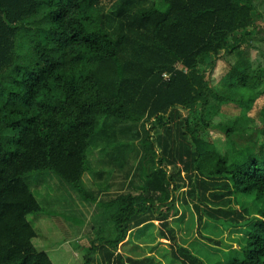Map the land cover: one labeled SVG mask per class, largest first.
<instances>
[{
    "label": "trees",
    "instance_id": "1",
    "mask_svg": "<svg viewBox=\"0 0 264 264\" xmlns=\"http://www.w3.org/2000/svg\"><path fill=\"white\" fill-rule=\"evenodd\" d=\"M163 1L165 9L155 0H0V264H53L32 242L37 233L28 216L42 207L26 176L52 172L96 203L81 183L87 150L134 143L142 151L138 185L101 203L114 209V238L101 240L106 264H128L114 254L128 231L174 201L167 166L177 162L189 172L188 193L198 203L199 186L215 198L220 189L253 197L258 216L231 206L202 208V215L246 225L239 255L226 264H264V140L249 150L233 134L251 127L244 113L258 87L256 72L239 58L228 81L209 79L225 55L264 44L256 25L261 14L253 0ZM212 98L242 108L244 124L223 132L226 149L208 134L218 127ZM256 128L264 136V118ZM232 151L243 156L230 162ZM84 249V264H98L96 241Z\"/></svg>",
    "mask_w": 264,
    "mask_h": 264
},
{
    "label": "rangeland",
    "instance_id": "2",
    "mask_svg": "<svg viewBox=\"0 0 264 264\" xmlns=\"http://www.w3.org/2000/svg\"><path fill=\"white\" fill-rule=\"evenodd\" d=\"M153 1L143 0V3L148 4ZM155 2L160 8L167 7L163 0H155ZM253 4L261 14V17L256 19V25L259 27V34H262L264 32L262 28L264 26V0H253ZM239 58L245 59L250 64L252 71L256 72L258 87L253 92L252 103L244 113V117L248 119L249 127H251L241 134L240 131L233 134L238 147L243 146L251 150L249 145L252 141L261 142L264 140V136L256 128L263 123L264 118V74L257 72L264 68V44L254 41L251 45H243L232 54L225 55L216 62L215 67L209 73V79L211 85L228 81V72ZM211 103L213 104L211 111H214L212 124H217L218 127H211L208 134L215 145L226 149L227 143L223 132L229 125L235 124V127L239 129L244 124L242 118L238 120L239 116H243L241 115L242 108L238 102L220 103L214 98L211 99ZM181 114H186V111L181 110ZM189 117L191 122L194 121L196 113ZM236 120L238 121L234 123ZM227 149L229 151L230 146ZM242 156L243 154L240 155V152L234 155L232 151L231 154H228V160L231 162ZM87 159L89 168L83 174L81 183L84 190L100 202L110 200L121 193L133 192L134 186L139 183L142 151L138 143L114 146L103 150L89 148ZM167 172L173 174L170 190L174 195V201L168 202L166 205H159L154 212L145 216L148 224L137 235L144 244L138 252L136 249L133 250L132 254L137 257L134 263L226 264L232 256L239 255L240 250L236 251V248L244 243L246 225L229 227L221 221L208 219L202 215V208L231 206L244 217H249L252 214L258 216L257 211L260 206L255 203L253 197L230 194L228 193L229 189H220L218 192L223 195L215 198L211 195V191H205L203 195L201 187L198 185L200 198L198 203L188 193L191 188L188 179L189 172L183 168L182 163L177 162L175 165L167 166ZM25 181L30 185L42 207L41 212L28 216L29 222L38 233V236L32 239L37 250H43L45 246L48 248L54 241L61 242L65 238H71L72 234L75 236L78 225L74 221L82 216L88 219V224L81 231L83 238L78 243L79 247H74L67 253H60V249H56L55 252H50L49 256L55 264H60L61 258L70 260L69 264H84L82 260L85 255L84 248L88 247L90 242L97 241L94 239L100 235L97 228L105 229L106 237L111 234L110 231L114 230L112 221H109L110 209L100 210L101 207L95 205L97 203L94 201L82 199L68 184L61 181L52 172H34L26 176ZM194 203H198V211L195 209ZM77 208L80 209L78 213H76ZM99 213L104 215L101 218L103 219L101 224L98 223ZM199 214L202 215L200 224ZM50 215L51 217H49ZM38 216L44 221L47 219H51V221L41 224V221L37 219ZM80 223L83 224L84 221ZM109 225L112 226V230L107 232ZM69 229H72V234ZM53 230L56 231V234L51 232ZM114 232H112V236ZM207 237L212 241H207ZM118 248L119 246L117 252ZM120 250L122 252L120 254L127 257L124 254L127 250L124 247H121ZM100 251L99 249L93 255L95 261L98 264H106L107 261L102 260ZM102 251L106 252L104 249Z\"/></svg>",
    "mask_w": 264,
    "mask_h": 264
},
{
    "label": "crops",
    "instance_id": "3",
    "mask_svg": "<svg viewBox=\"0 0 264 264\" xmlns=\"http://www.w3.org/2000/svg\"><path fill=\"white\" fill-rule=\"evenodd\" d=\"M107 201H109V200H107ZM104 202H106V201L100 202V201H98L96 199V203L97 204H95V205L101 207V208H99L100 210H104L105 211V209L101 206V203H104ZM79 210L80 209L77 208L76 209V213H78ZM106 210H108V209H106ZM113 211L114 210L111 211V208H110L109 221L111 220V215H112ZM103 216L104 215L102 213H99V215H98V217H99L98 223H100V224L103 223V219H101V218H103ZM39 217L40 216H38L37 219H39L41 221V224H42V222L44 224H47V223H50V221H51V219H47L46 221H44L43 219H40ZM49 217H51V215ZM83 221H84V223L81 224L80 222H83ZM77 222H79V223H77ZM74 223L78 225L77 226L78 228L76 229V232H77L76 235L74 236V234H72V229H69V231L71 230V234H72L71 235V238H65L61 242L60 241H56V242L54 241L55 243L53 242L51 244V246H49L48 248L45 246V248L43 249V251H45L48 256H49V253L50 252H52V251L55 252L56 249H60V253L61 252L67 253L68 250H71L72 251V249L74 247H77V248L79 247L78 243L83 238V234L81 233V231H83L85 229V226L88 224V219H85V218H83L81 216L80 219L76 218V220L74 221ZM146 224H148V223L145 222V223H143V224H141L139 226H136V227L130 229L128 231L127 235H126V238L118 245L120 249H121V247H124V249L127 250V252H124V254H125V256L128 257V259L131 260V261L128 260V263H134L137 260V257L134 254H132L133 253V250L136 249L137 252H138V250H140L141 248H143V244L144 243L142 242V240L140 239V237H137V235H138L139 231H142L144 229V227H145ZM51 228L54 229L53 227H51ZM110 229L112 230V226L109 225V229H108L107 232H109ZM97 230L99 231L100 235L97 236L94 239L97 240L96 243L98 244V248L99 249H103L107 245L103 241H101V240H110V239H113L114 238V235H115V232H114L115 230L112 231V232H114V235L112 236V232L110 231L109 233H111V234L108 237H106L104 235L106 233V230L105 229L103 230V228H97ZM51 232L54 233V234H56L55 233L56 232L55 230H53ZM37 236H38V233H37L36 237ZM110 236H112V237L110 238ZM119 248H118V252H117V249L114 251V254H117V253L120 254V253H122ZM134 253H136V252L134 251ZM65 255H67V254H65ZM121 255L123 256V254H121ZM49 258L52 261V263L55 264L54 261L52 260L51 256H49ZM69 261L70 260L61 258L60 264H69L70 263ZM134 264H136V263H134Z\"/></svg>",
    "mask_w": 264,
    "mask_h": 264
}]
</instances>
